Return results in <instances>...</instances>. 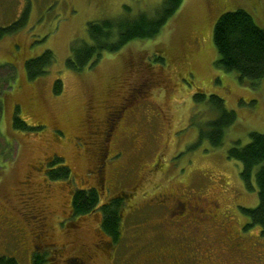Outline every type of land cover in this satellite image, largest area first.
Returning a JSON list of instances; mask_svg holds the SVG:
<instances>
[{"label": "rangeland", "instance_id": "rangeland-1", "mask_svg": "<svg viewBox=\"0 0 264 264\" xmlns=\"http://www.w3.org/2000/svg\"><path fill=\"white\" fill-rule=\"evenodd\" d=\"M163 1L0 0V27L26 15L22 27L0 38V63L16 67L9 90L7 76L13 72L0 68V98L4 99L0 121V256H15L20 264H32L34 229L23 201L36 190L41 191L40 206L47 207L53 239L59 245L66 244L67 254L76 255L102 239L111 240L101 228L99 211L76 220V231L67 232L71 237L65 226L75 217L64 222L65 226L61 223L74 187L95 186L102 194L101 203L115 194L126 201L122 205V238L110 252H99L92 264H228L229 252V264H264L262 229L254 226L241 232L249 218L240 207H257L258 189L247 188L241 178L242 165L228 156L236 141L246 144L251 132L264 134V80L255 88L249 81L242 82L237 72L219 67L213 35L219 17L239 8L249 11L264 28V0H184L157 37L134 40L119 52L106 53L83 72L67 66L74 41L89 40V22L122 16L125 6L133 14H153ZM46 50L55 53V64L48 74L29 80L26 61ZM157 57H163L164 62ZM180 59L185 63L177 65L174 60ZM136 69L154 77L153 85L147 97L138 98L135 105H141L128 112L120 124L111 148L114 159L105 165L107 181L103 187L92 172L98 165L93 145L96 136L87 141L95 156L80 149L76 138L86 129L91 102L101 106L92 112L90 116L95 118L90 121L102 124L109 105L130 98L131 75H141ZM57 78L64 84L59 95L54 93ZM3 90L7 91L4 98ZM197 90L206 94L204 101L194 100ZM212 95L224 99L226 108L237 114L218 147L207 138L200 139L201 131L220 117ZM17 106L30 130L14 126ZM159 107L170 117L168 126L162 115L156 117ZM56 126L65 130V135L59 132V140L53 132ZM87 129L92 128L89 125ZM58 155L74 169L76 183L50 178L45 183L43 174L30 173ZM164 167L165 171L159 170ZM28 174L30 183L26 186L23 182ZM158 191L189 202V216L183 222H190V228L183 234L191 233L197 224L199 238L205 231L219 235L220 242L214 248L191 246L190 237H182L178 231L182 215L177 211L167 215L165 208L150 205ZM35 201L38 206L39 198ZM211 211L218 217L208 220ZM199 215H206L208 221L194 222ZM239 243L244 251L236 248Z\"/></svg>", "mask_w": 264, "mask_h": 264}, {"label": "trees", "instance_id": "trees-1", "mask_svg": "<svg viewBox=\"0 0 264 264\" xmlns=\"http://www.w3.org/2000/svg\"><path fill=\"white\" fill-rule=\"evenodd\" d=\"M183 2L184 0H164L162 6L153 14L148 12L133 14L131 8L125 6L122 16L89 22L87 25L89 40L74 41L67 66L74 71L83 72L98 64L106 53L119 52L134 40L157 37ZM25 16L23 15L21 19L9 26L0 27V38L22 27L25 23ZM213 35L218 52L217 65L226 71L237 72L242 82L249 81L252 87H258L264 80V28L255 21L252 14L242 8L222 14L214 26ZM56 60V55L52 50H46L40 56L27 60L25 63L27 78L32 81L48 74L49 68L55 64ZM157 60L164 62L163 57H157ZM0 68L9 69L10 73L13 72V75L7 76L6 82L9 90L16 74V67L10 63H0ZM129 84L131 88V82ZM63 90V80L57 78L54 83V93L59 95ZM6 93L7 91L3 90V98ZM138 98L143 97L138 96L137 100ZM193 98L196 102L204 101L206 94L197 90ZM211 101L215 104L216 110L220 112V117L211 121L205 131H201L200 139L207 138L212 146L218 147L224 141L226 130L237 120V114L226 108L224 99L212 95ZM3 112L4 99L0 98V121ZM19 112L20 107L17 106L14 126L18 129L30 130L28 123ZM6 142L8 145L13 144L8 140ZM228 156L242 165L241 178L247 188L257 187L258 189V206L255 208L240 207L249 218L246 229L259 226L264 232V134L251 132L250 140L246 144L236 141L228 150ZM48 166L51 168L48 173L51 180L68 179L69 170L62 158H54L48 162ZM124 200L125 197L119 195L101 203L100 195L95 188L76 189L73 193L72 206L75 216H88L98 211L101 212V228L105 234L112 237L115 243L122 238ZM0 264H20V262L15 256L1 255ZM32 264H44V262L40 256L36 255Z\"/></svg>", "mask_w": 264, "mask_h": 264}, {"label": "flooded vegetation", "instance_id": "flooded-vegetation-1", "mask_svg": "<svg viewBox=\"0 0 264 264\" xmlns=\"http://www.w3.org/2000/svg\"><path fill=\"white\" fill-rule=\"evenodd\" d=\"M164 55L166 56V59H168L165 52H164ZM169 61L170 60H167L166 63H168ZM174 62L177 65H182L185 63L184 60L182 59H180L179 61L174 60ZM167 68H170V67L167 65ZM135 71H139V72L141 71V75H136L135 73L134 75L133 74L131 75L132 82L131 81L130 82L132 84V87L129 89V92H128V97L130 98L124 99L127 102L125 103L123 100L122 102H120L119 105L117 103L109 105L107 107L108 109L107 114L104 117V121L102 124L100 123V121L99 122L90 121V118H95V116H92V117L90 116L92 112L96 113V111L100 108L98 107L99 102H91L90 106L88 107L89 115L85 119L86 129L82 135L76 138V144L80 149H82L84 152L91 151L92 154L94 155V152H93L94 148L91 147L92 145H90V143H88L87 141L90 137L96 136V142L93 145L95 146L96 156L98 157V165L96 166V169L93 170L92 172L96 173L98 178L101 179V180L98 179V181L101 182V185L103 187H105L104 184L107 181L106 175H105V171H106L105 165L107 161L114 159L113 153H112V156H110L111 148H112L114 139L117 137L120 124L124 120V118H126V115L128 114V112H131L132 109L137 107L135 105L137 101V97L138 96L147 97L149 95L148 88L150 85L151 86L153 85L154 77H152L150 74L145 73L141 69H136ZM159 81H160V77H159ZM99 106L101 105L99 104ZM159 109L160 110L156 114V117H159L160 115H162L166 124L169 125L170 117L166 114V111L163 108L159 107ZM33 121L35 122L37 121L40 123V121L36 119ZM89 125L92 128L91 130L87 129ZM54 131L57 132V133H54L57 140L60 139L59 132L65 135V130L61 128L60 126L59 127L56 126L53 132ZM61 142L63 143V140H61ZM56 157L62 158L64 165L68 168L69 170L68 180L70 179L72 184L76 183L75 181H76L77 175L74 172V169L72 168L70 164L67 165L65 163V159L59 155L52 157V159L49 158L47 162L41 163L37 167H34L33 170L30 171V173L33 176H35L38 173L43 174L44 179H42V181L47 183V181L49 180L48 173L51 170V168L48 166V162L53 160ZM159 170L165 171L166 169L164 167V169L162 168ZM30 176L31 175L28 174L26 177V180L23 182L26 186L27 184L30 183L29 182ZM91 188H95L98 191L100 198H101L102 194L100 190L95 186L77 187V188L74 187V191H72L71 193L70 201H68L70 202L68 209L66 207L63 209V213L66 214V216H64L65 218L61 221L63 226H65L64 222L75 217V220L73 222L70 221V223L67 226H65L66 233L68 231L70 232L76 231V228L78 227L77 221L78 220L80 221V218L82 217V216L74 215V210L72 206L73 193L75 192L76 189L89 190ZM40 194H41V191L36 190L34 192V195L29 196V199L27 198V199H24L23 201L24 207L27 208V213L30 215L29 218H31V221H30L31 226L34 229V232H33L34 242H33V250L31 253V262H33L34 256L38 255L41 257V259H43L44 264H92V262L94 261L95 257L97 256L99 252H106V251L110 252V249L114 245V240L112 239L111 236H110L111 240L106 241L102 239L100 243L93 244L91 248H88V249L83 248L79 252V254H76V255L67 254L66 244L59 245L53 239L54 234L51 233L48 227V222H47V219L49 218L47 207L40 206ZM116 196H119V195L115 194L112 198H115ZM36 197L39 198L38 206H36V201H35ZM125 201H126V197H125L124 202ZM33 202L35 203V206H33ZM150 205H154L159 208L160 207L165 208L167 210L166 211L167 215L171 214L174 211H177L179 214L182 215V223H181L182 227L178 231L181 233L182 237L186 235L183 233L189 232L188 227L190 228V222H186V221L183 222V219L186 220V218L189 216L186 213L189 210V206H190L187 200L184 201L180 197L174 196L172 193L158 191L155 195L154 202ZM215 207H216L215 209H218V205H215ZM179 208L181 209V211L178 210ZM200 215L197 219L195 220L193 219V221L196 223L200 221L204 222V221H208L209 219H214L218 217V213L213 212V211L210 212V216L208 220L206 218V215L205 216H200ZM3 220L5 221L6 219L4 218ZM200 223L202 224V222ZM69 225H72L74 228H68ZM15 228L17 230H21V228L18 226H16ZM244 230H247L246 225L242 226L241 232L243 233ZM198 231H200L199 225L194 224L193 230H190L191 233L186 235L190 237L191 241L189 242V244H191V246L194 245V248L196 249L201 248L204 244H207L211 246L212 248H214L213 246H215L216 244L220 242L219 235L217 234L210 235L204 231L203 236L199 238L200 235ZM67 235H70L71 237V234L67 233ZM71 242L73 243L75 241L71 240ZM237 245H236V248L240 249L239 251H244L243 249L240 248V243ZM210 251H212V249H210ZM228 254H229V259L227 260L226 263L229 264L231 263L230 260L232 259V253L229 252Z\"/></svg>", "mask_w": 264, "mask_h": 264}]
</instances>
